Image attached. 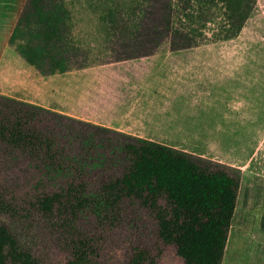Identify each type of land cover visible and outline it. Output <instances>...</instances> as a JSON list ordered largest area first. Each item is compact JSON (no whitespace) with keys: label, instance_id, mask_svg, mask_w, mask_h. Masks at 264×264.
Here are the masks:
<instances>
[{"label":"trees","instance_id":"trees-1","mask_svg":"<svg viewBox=\"0 0 264 264\" xmlns=\"http://www.w3.org/2000/svg\"><path fill=\"white\" fill-rule=\"evenodd\" d=\"M96 1L118 59L152 55L167 39L171 50L192 48L205 30L231 39L254 9V0ZM8 45L41 77L89 65L66 0H24ZM9 159L25 168L23 190L17 202L0 185V214L41 225L66 253L63 264H95L108 231L140 211L181 264L222 263L239 189L234 168L0 93V162ZM155 258L146 243L135 244L125 264ZM0 264H40L7 222H0Z\"/></svg>","mask_w":264,"mask_h":264},{"label":"rangeland","instance_id":"rangeland-1","mask_svg":"<svg viewBox=\"0 0 264 264\" xmlns=\"http://www.w3.org/2000/svg\"><path fill=\"white\" fill-rule=\"evenodd\" d=\"M66 1L72 13L73 38L87 51L89 65L48 77L37 75L8 45L24 0H0V93L65 115L74 112L92 117L97 115L94 110L80 109V89L68 90L71 81L91 77L88 70L97 68L103 75L105 68L117 69L122 64L152 66L153 83L148 82L144 89L132 78L130 95L136 105L141 100H154L159 106L154 114L160 125L134 127V136L238 170L237 201L221 264H264V0H254L252 15L231 39H214L211 31L205 30V38L192 48L171 51L167 39L152 55L126 59L117 58L118 45L103 28L101 3ZM139 1L123 3L131 6ZM157 80L159 85H154ZM24 169L21 162L12 159L0 162V185L7 187L11 193H6L17 202L22 195L20 176ZM132 218L108 231L95 264H125L131 246L142 243L155 254L154 264H181L172 246L155 240L149 212L140 211ZM0 222L24 234L40 264L66 261L64 250L41 225L25 221L20 225V217L1 214Z\"/></svg>","mask_w":264,"mask_h":264},{"label":"crops","instance_id":"crops-1","mask_svg":"<svg viewBox=\"0 0 264 264\" xmlns=\"http://www.w3.org/2000/svg\"><path fill=\"white\" fill-rule=\"evenodd\" d=\"M105 70L107 71L103 75L100 74L102 69L88 70V73H93L91 77H82L78 81H71L68 85V90L70 89L71 93L73 90L80 89V109L90 110L91 108L98 116L90 117L83 114L78 116L74 112L66 114L133 135L137 134L133 130L134 127L150 128L160 125L154 114L159 112L158 104H155L154 100H149L148 103L141 100L136 105V102L131 101L132 96L130 95L131 87L134 86L132 78L144 89L148 87V82L153 83L150 80L153 73L152 66L142 63L122 64L117 69L108 67ZM158 80L154 82V85H159ZM146 139L150 140V138Z\"/></svg>","mask_w":264,"mask_h":264}]
</instances>
